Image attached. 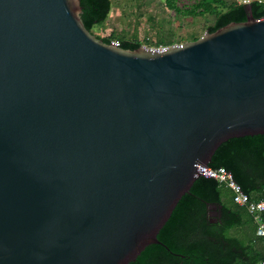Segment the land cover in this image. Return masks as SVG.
<instances>
[{
	"label": "water",
	"instance_id": "95a60500",
	"mask_svg": "<svg viewBox=\"0 0 264 264\" xmlns=\"http://www.w3.org/2000/svg\"><path fill=\"white\" fill-rule=\"evenodd\" d=\"M248 9L128 49L85 27L80 0H0V264H129L164 245L216 149L264 134V16Z\"/></svg>",
	"mask_w": 264,
	"mask_h": 264
},
{
	"label": "trees",
	"instance_id": "16d2710c",
	"mask_svg": "<svg viewBox=\"0 0 264 264\" xmlns=\"http://www.w3.org/2000/svg\"><path fill=\"white\" fill-rule=\"evenodd\" d=\"M80 3L81 19L91 32L95 24L105 22L112 7V0ZM167 4L177 13L213 15L207 32L232 21L246 20L248 6L254 17L264 16V0L248 4L236 0H196L184 11L175 5V0H167ZM96 36L106 43L115 40L123 48L141 45L136 37L129 39L114 31ZM196 38L193 36L192 40ZM171 44L172 39L160 38L153 45ZM209 166L229 170L250 199L264 198V134L228 139L216 149ZM255 231V222L245 206L234 202L232 190L214 178L200 175L160 229L157 237L164 245L149 244L129 264H264V242Z\"/></svg>",
	"mask_w": 264,
	"mask_h": 264
},
{
	"label": "rangeland",
	"instance_id": "374dc122",
	"mask_svg": "<svg viewBox=\"0 0 264 264\" xmlns=\"http://www.w3.org/2000/svg\"><path fill=\"white\" fill-rule=\"evenodd\" d=\"M195 3L196 0H175V5L182 11ZM213 20L214 16L210 14L177 13L168 6L167 0H112L107 19L103 24H95L92 33L106 36L114 31L155 47L153 44L160 38L172 39L173 44H179L192 40L193 36L200 37ZM230 231L234 233L233 228Z\"/></svg>",
	"mask_w": 264,
	"mask_h": 264
},
{
	"label": "built area",
	"instance_id": "2783aa9c",
	"mask_svg": "<svg viewBox=\"0 0 264 264\" xmlns=\"http://www.w3.org/2000/svg\"><path fill=\"white\" fill-rule=\"evenodd\" d=\"M239 3H250L253 0H236ZM261 1V0H258ZM113 42L118 43L117 41L113 40ZM163 47V46H159ZM209 170L207 173L211 178L217 180L220 184H225L232 190L233 193V200L234 202L238 203L239 205H243L246 207L248 213L252 217L253 221L256 224V235L262 239L264 242V198L259 200L250 199L248 194H246L241 186L236 182L233 177V174L227 170L223 166H219L216 168L210 167L206 165ZM201 175V174H199ZM204 176V175H203Z\"/></svg>",
	"mask_w": 264,
	"mask_h": 264
}]
</instances>
